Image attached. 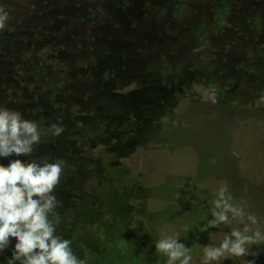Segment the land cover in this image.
<instances>
[{
    "label": "rangeland",
    "instance_id": "374dc122",
    "mask_svg": "<svg viewBox=\"0 0 264 264\" xmlns=\"http://www.w3.org/2000/svg\"><path fill=\"white\" fill-rule=\"evenodd\" d=\"M122 165L160 264H264V0H0V264H87Z\"/></svg>",
    "mask_w": 264,
    "mask_h": 264
},
{
    "label": "trees",
    "instance_id": "16d2710c",
    "mask_svg": "<svg viewBox=\"0 0 264 264\" xmlns=\"http://www.w3.org/2000/svg\"><path fill=\"white\" fill-rule=\"evenodd\" d=\"M132 167L122 165L108 171L113 175L112 181L103 188L101 210L92 222L94 229L88 231L87 264H99L98 257L102 258V264H160L162 261L146 228L131 224L133 212L137 210L132 201L137 184L130 178L134 171ZM94 185V180L90 179L85 187L92 189ZM94 250H97V256Z\"/></svg>",
    "mask_w": 264,
    "mask_h": 264
},
{
    "label": "bare ground",
    "instance_id": "6f19581e",
    "mask_svg": "<svg viewBox=\"0 0 264 264\" xmlns=\"http://www.w3.org/2000/svg\"><path fill=\"white\" fill-rule=\"evenodd\" d=\"M186 142H187V141H186ZM195 153H196V152H195L194 149H190V150H188V152H187V154H188V155L190 156V158L193 160L194 164L197 165V164L200 163V161L197 159ZM215 164H218V163H214V165H215ZM214 165H212V166L215 168ZM232 167H233V163H232V162L227 163L225 171H226V170H228V171L231 170ZM219 171H220V170H219ZM215 173H216V175L219 174V172H218V173L216 172V168H215ZM217 178H222V177L217 176ZM221 182L224 183V181H221Z\"/></svg>",
    "mask_w": 264,
    "mask_h": 264
}]
</instances>
